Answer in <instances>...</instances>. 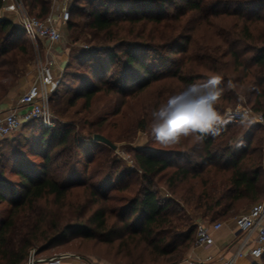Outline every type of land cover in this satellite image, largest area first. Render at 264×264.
<instances>
[{
	"label": "trees",
	"instance_id": "obj_1",
	"mask_svg": "<svg viewBox=\"0 0 264 264\" xmlns=\"http://www.w3.org/2000/svg\"><path fill=\"white\" fill-rule=\"evenodd\" d=\"M130 1L127 8L118 3L113 8L116 15L101 10L90 13L89 26L104 37L107 34V40L120 42L124 49L122 56L118 47L113 46L85 52L90 60L96 58L98 64L89 63L92 71L80 78L84 86L69 99L70 104L85 98L89 105L99 91L116 92L124 97L159 85L152 108L143 107L137 120V127L156 140L153 125H166L198 104L200 97L189 90V85L204 84L210 77L219 76L222 92L215 102L219 116L238 102L264 113V0H185L188 7L183 14L190 9L199 14L198 31L195 37L191 32L181 35L183 25L173 27L177 38L181 36V41L191 48L178 51L180 55L171 60L178 70L170 73L153 70L157 66L158 70L168 69L169 65L163 62L170 60L169 54H161L157 58L159 65H154L148 61L146 51L137 49H150L162 39L156 41L151 30L145 37L135 29L138 24L161 25L166 20L162 15L149 13L154 0ZM165 1L162 0L161 8ZM23 2L31 14L43 18L51 12L53 0ZM221 7L224 9L220 10ZM181 14L174 13L171 19L181 21ZM71 15L66 22L70 30H75ZM124 22L131 26V34L137 32L144 38L139 43L133 42L135 47H125L131 40L121 33ZM25 40L23 28L9 19H0V100L16 88L24 72L22 58L29 56ZM97 50L107 55V61L97 55ZM121 57L127 64L126 72H121L118 84L112 85L105 78L106 73ZM131 73L133 77L129 78ZM127 78L133 80L129 90ZM161 110L165 113L163 117L157 115ZM240 123L226 130L216 126L218 134L206 135L201 140L193 134L170 139L159 147L147 143L135 149L137 167L120 172L116 178L121 183L124 177H132L124 184L117 183V191L125 192L120 195L110 194L106 187L100 189L93 181L98 174L109 171L105 185L111 186L119 160L107 156L97 161L95 171L83 177L95 158L87 155L84 170L79 172L77 156L82 144L74 129L68 124L43 126L40 138L43 147L52 140L56 142L47 150L36 148L35 155L40 161H29L20 155L10 170L18 176L17 180L8 178L5 167L0 165V204L7 203L0 208V264H24L30 249L36 248L39 254L70 236L117 243L120 264H170L185 258L194 245L197 220L228 217L241 201H255L264 195L262 138L251 145L253 127L230 129ZM96 133L102 134L101 130ZM74 160L78 162L75 165ZM53 171L69 173L71 179L63 182ZM263 257L264 254L252 264H260Z\"/></svg>",
	"mask_w": 264,
	"mask_h": 264
},
{
	"label": "rangeland",
	"instance_id": "obj_2",
	"mask_svg": "<svg viewBox=\"0 0 264 264\" xmlns=\"http://www.w3.org/2000/svg\"><path fill=\"white\" fill-rule=\"evenodd\" d=\"M56 2L57 0H53L52 3L54 10L56 9ZM118 3H121L123 7L127 8L131 4V1L69 0L70 9H72L71 19H73L76 23L75 30L74 28L70 30L68 28L67 22H64L61 25L62 38L54 44H49L43 40H39L37 42H31L28 39L25 40L28 42L29 56L27 58L26 56L22 58V69L24 72L22 76H20L18 85L16 88H14L17 90V96L19 98L33 82L37 73L38 65L42 62H45L47 58L54 59L56 84L52 92V94L54 93L53 100H51L50 103L52 125H50L49 128L55 126L60 127L63 124H68L74 129L76 138L82 144L81 148L79 149L80 154L77 156L79 161V163H77L80 173L84 170L86 165L85 161L87 155L94 156L95 162L90 164L89 172L83 174V177H88L89 173L95 171L98 168L97 161H103L107 156L119 160L118 168H115V172L113 173L111 186L108 187L105 185V178L107 174H109V171L102 172L93 178V181L99 184L100 189L104 190L106 187V189L108 188L109 193L112 195H120L125 193L117 191V183L119 185L124 184L125 182L130 181L132 177H124L123 180H121V183L118 182V179L116 178L120 172H127L137 167L134 159L135 149L145 147L147 143H150L152 147H159L166 143V141H158L157 139L153 140L152 136L148 132L137 127V120H139L143 114V107L146 109L152 108L151 103L156 98V95L160 89L159 85L150 87L147 90H138L133 92V94L129 93V95L124 97L116 95V92H110L106 94L103 91H99L92 98L89 105H86L85 98H79L74 105L69 103V99L74 95V93L81 91L84 86V82L80 80V78L87 76L88 72L91 73L92 67L89 63L92 62L95 63V65L98 64L96 58L94 60H90L91 57H88V55H86L87 53L85 54V52L106 46H113L118 47L117 51L119 55L122 56V49L124 48L120 42H117L116 40H107V38H105L108 37L107 34L104 37L102 32L100 33L88 24L90 13L93 10H101L107 15H116L117 11L115 12L113 8L116 7ZM161 3L162 0H154L152 3L153 10L151 12L149 11V13L154 15H162L163 19L166 21L162 22L161 25H156L153 22L146 23L145 25L138 24L135 26V29L140 31V33L142 32L145 34V37L151 30L156 34L155 40L158 41L159 39H162L163 42H160L153 47L151 46L150 49L146 47L137 48V46L136 48L146 51L148 55V61L154 65H156L158 61L157 58L161 54H169L171 56L170 60L163 62L168 64L169 68L158 70L160 66H157L153 67V70L154 72L160 71L163 73H170L172 70H178V65L176 63H172L173 61H171L180 55L178 51L183 48H191L189 43L187 44L186 42L181 41V36L180 38H177V34L176 32L174 33L175 30L173 27L181 23L184 27L181 35L191 32L195 37L198 31L197 24L199 14L193 12L191 9L188 11L185 10L186 13L183 14L184 12L182 11L188 7L185 0H166L163 2L164 4L162 8L160 7ZM104 9L108 10V12L106 10L104 11ZM222 9H224V7L220 8V10ZM56 10L57 12L60 11V9ZM178 12H181L183 16L181 14L182 20L176 22L171 19V15ZM262 13H264V8ZM123 25L125 28L121 33L127 35V37L131 40V42L127 43L125 46L126 48L135 47L132 45L133 42L139 43L144 39L140 38L137 35V32L131 34V26L128 22H124ZM191 27H193V30H190ZM161 31L162 34H159ZM158 35H160L161 38ZM76 37L78 38L76 39ZM165 42H168L169 44L167 43V46H164L163 48ZM50 49L54 52L46 53V50ZM58 51L61 55H58ZM96 53L107 61V55L104 52L97 50ZM123 58L124 57H121V59L109 69L108 73H106L105 78L112 81V85L118 84V77L121 76V72H126L125 67L127 64L125 61H123ZM157 64L159 65V63ZM32 69L35 71L33 77H31ZM29 74L30 77L28 76ZM128 75L129 78L130 76L133 77L132 73ZM129 78L126 79V84L128 83L126 89L128 90L132 89L133 85V80L129 81ZM95 81L98 82L99 80ZM158 87L159 89L157 90ZM114 89L117 90L115 87ZM6 100L7 99H1L0 105ZM240 104L246 105L244 102H238L234 105V107ZM234 107L228 106V108ZM186 113L187 112H181L176 117L183 116ZM254 125L255 124L249 121H245L238 125L231 126L230 129L232 130L236 126H243L247 128L253 127L252 132L254 133V137L252 138L251 145L258 143V139L261 137L264 152V128ZM43 126L44 124L41 119H35L28 123H23L10 135L0 138V165L5 167V175L11 180L18 179V176L12 173L10 170L18 162L20 155L26 157L29 161L37 162L41 160L39 156L35 155V151L38 146L41 148L43 147V143L40 140L41 134L43 130H45ZM100 130L102 134L111 138V140L117 146L116 149L111 148L109 145L101 141L93 139V134ZM55 142L56 140L50 141V144H47L42 149L47 150ZM170 145L172 144L168 143V146ZM77 163L76 160L72 162L74 165ZM53 173L63 182L71 179V175L69 173L65 174L64 171H53ZM68 174L69 176H67ZM261 183L264 194L263 171L261 174ZM161 193L164 195V197H167L165 192L161 191ZM258 200L241 201L239 203L238 209L235 212H232L228 217L218 218L215 221H221L223 222V225L226 223L232 224L236 216L247 211ZM6 205L7 203L0 204V208L5 207ZM203 220L208 222L212 221L209 218ZM192 247L190 249H192ZM118 250L119 245L117 243L107 244L93 239L91 240L84 239L82 237L70 236L68 239L62 240L59 242V244L42 251L38 255L39 257H43L64 254L67 258H70V260L74 259L76 256H80L89 259L94 264H120ZM187 254H185V256H187ZM75 262L77 263V261ZM252 263H254V261H252ZM259 263L264 264V257Z\"/></svg>",
	"mask_w": 264,
	"mask_h": 264
},
{
	"label": "built area",
	"instance_id": "obj_3",
	"mask_svg": "<svg viewBox=\"0 0 264 264\" xmlns=\"http://www.w3.org/2000/svg\"><path fill=\"white\" fill-rule=\"evenodd\" d=\"M70 15L69 4L58 12H50L43 18L31 14L23 0H13L12 6L8 9L0 7V17L9 19L23 28L27 39L31 42L43 40L54 44L61 40V25L69 19ZM55 78L54 59L47 58L45 62L38 65L33 82L18 101L7 109L0 107V138L10 135L23 123L35 119H41L44 126L52 125L50 101L56 84ZM245 121L264 128V113L249 105L240 104L234 108H228L221 114L216 126L226 130L234 123ZM222 226L221 221L197 220L193 247L210 249L215 244L214 233ZM233 226L234 237L227 245L230 250L229 255L226 256L219 251L216 254L209 253L204 257L186 256L170 264H238L239 259L244 257L249 258L252 264V261L259 260L264 254V196L247 211L236 216ZM24 264L94 263L80 256L70 260L64 254L39 257L36 248H32Z\"/></svg>",
	"mask_w": 264,
	"mask_h": 264
},
{
	"label": "clouds",
	"instance_id": "obj_4",
	"mask_svg": "<svg viewBox=\"0 0 264 264\" xmlns=\"http://www.w3.org/2000/svg\"><path fill=\"white\" fill-rule=\"evenodd\" d=\"M221 78L219 76L210 77L204 84L189 85V90H194L200 97L198 104L185 116L198 122L199 126L194 127L192 123H188L187 127L174 126L172 120L166 125L157 127L153 125V134L158 141H167L170 139H178L180 136L196 135L198 140L203 139L206 135L218 134L216 125L220 121L219 114L215 108V102L219 99L222 89L219 88ZM231 87V84H229ZM193 113H198L193 117ZM157 115L163 117L164 111L161 110Z\"/></svg>",
	"mask_w": 264,
	"mask_h": 264
},
{
	"label": "crops",
	"instance_id": "obj_5",
	"mask_svg": "<svg viewBox=\"0 0 264 264\" xmlns=\"http://www.w3.org/2000/svg\"><path fill=\"white\" fill-rule=\"evenodd\" d=\"M13 4V0H0V7L3 8H10ZM66 4H69V0H57L56 2V9H62ZM54 10L53 7L51 9V12H57V10ZM49 52H54L53 50H46V53ZM58 55H61L58 51ZM34 70H31V77L34 76ZM30 77V74L28 75ZM28 81V80H27ZM23 94V93H22ZM20 98V97H19ZM18 96H17V90H10L7 94L6 97V101L2 102V104L0 105L1 108L3 109H7L9 107H12L17 101H18ZM263 173H264V160H263V169H262ZM233 223L232 224H225L222 226V228L218 231H216L214 233V237H215V244L214 246H212L210 249H203L200 247H192V249H190V251L188 252L187 256H199V257H204L205 255L212 253V254H216L219 251H222L221 253H223L224 255H229L230 250L229 248H227V245L230 244V242L232 241L234 235H233ZM226 251V252H225ZM238 264H251V260L247 257L244 258H240L238 261Z\"/></svg>",
	"mask_w": 264,
	"mask_h": 264
},
{
	"label": "snow or ice",
	"instance_id": "obj_6",
	"mask_svg": "<svg viewBox=\"0 0 264 264\" xmlns=\"http://www.w3.org/2000/svg\"><path fill=\"white\" fill-rule=\"evenodd\" d=\"M198 115V113H193V117ZM174 126H183L187 125L188 123H192L194 127L199 126L198 122H193L192 118H189L188 116H178L177 118L172 120Z\"/></svg>",
	"mask_w": 264,
	"mask_h": 264
},
{
	"label": "water",
	"instance_id": "obj_7",
	"mask_svg": "<svg viewBox=\"0 0 264 264\" xmlns=\"http://www.w3.org/2000/svg\"><path fill=\"white\" fill-rule=\"evenodd\" d=\"M0 19H1V17H0ZM93 139L97 140V141H101V142L109 145L113 149L117 148L116 144L111 139H109L107 136H105L104 134L94 133L93 134Z\"/></svg>",
	"mask_w": 264,
	"mask_h": 264
}]
</instances>
